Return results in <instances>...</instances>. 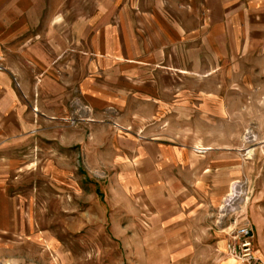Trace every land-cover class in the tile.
<instances>
[{"label":"crops","instance_id":"crops-1","mask_svg":"<svg viewBox=\"0 0 264 264\" xmlns=\"http://www.w3.org/2000/svg\"><path fill=\"white\" fill-rule=\"evenodd\" d=\"M180 1L187 6L182 13L189 19L196 2ZM232 2L233 11L231 1L200 0L199 26L193 27L183 25L178 9L156 8L149 15L143 10L139 14L146 13L151 23L147 21L139 33L129 21L116 22L122 11L138 15L125 10L126 0H112L89 28L83 72L76 70L82 62L77 47L84 43L81 27L80 31L76 28L79 40L74 55L50 60L35 52L40 43L25 37L30 34L32 0H0V237L25 218L22 210L31 199L21 195L27 191L21 179L36 161L64 163L58 177L66 180L73 174L67 165L72 160H115L110 138L104 137L108 123L91 125V135L84 139L80 128L51 120L52 114L69 113L67 104L73 92L82 95L101 121L120 116L125 126L144 132L141 139L120 138L125 155L120 162H129L127 155L136 156L149 200L180 202L173 210L176 214L163 215L169 223L211 224L232 183L242 175L244 130L250 129H244L247 108L242 104L241 84L227 86V67L235 62L231 54L246 46L252 57L264 58V0ZM246 18L253 20L246 25ZM231 41L240 43L234 52L228 44ZM24 50L33 66L58 67L56 73L37 86L33 84L35 71L23 77L18 66L13 68L12 58ZM216 51L219 57L211 58ZM169 66L207 73L176 75L166 70ZM211 66L220 72L210 73ZM258 76L250 75V81L257 82ZM194 82L202 84L201 89L189 85ZM252 88L257 93L256 86ZM51 98H57L58 111L48 108ZM52 146L58 147V155H51ZM247 212L246 219L254 226V242L264 241V208L255 206Z\"/></svg>","mask_w":264,"mask_h":264},{"label":"rangeland","instance_id":"rangeland-1","mask_svg":"<svg viewBox=\"0 0 264 264\" xmlns=\"http://www.w3.org/2000/svg\"><path fill=\"white\" fill-rule=\"evenodd\" d=\"M193 1L196 5L191 7L192 13L187 19L186 13H182L187 6L180 0H126L125 10L138 16L122 11L116 22L122 25L123 21L126 20V24L129 21L141 31L151 20L144 16L145 12L143 15L139 13L147 10L149 15L159 8L161 11L178 9L184 26H199L200 0ZM226 1H231V6L234 3ZM111 5L112 0H32L28 20L30 34H25V37L41 44L35 52L45 58L70 57L74 55L75 42L79 40L76 28L79 30L81 27L84 43L77 47L80 48L82 62L76 70L85 72L89 51L85 42L89 28ZM232 7L233 11L235 6ZM243 20L247 25L253 19ZM233 42L228 44L234 52L240 43L236 45ZM238 51L231 54L235 62L227 67V74L230 75L227 86L233 88L235 84H241L242 104L247 108L243 115L244 129L248 126L256 136L247 142L244 130L241 152L243 172L232 183L228 194L236 183L243 184L246 196L238 210L225 216L221 209L218 210L209 225L187 224V220H183V224L169 223L163 215L170 212L176 214L173 210L180 202L149 200L144 194V181L139 175L136 156L126 153L129 162H120L125 157L119 145L120 138L133 136L141 139L144 132L125 126L120 116L111 118L109 122L101 121L94 110L84 103L82 95L73 92L67 104L69 113L52 114L51 120L80 128L84 139L90 137L91 125L108 123L104 137L110 138V150L115 160L108 163L89 162L82 156L77 159L79 162L70 160L67 165L73 169V174L66 180L58 177L59 168L64 163L58 160L36 161L30 168L32 173L28 171L21 179L27 190L21 195L31 199L28 208L25 205L22 210L25 218L19 226H13L12 231L0 237V264H224L229 260L233 264H246L228 253V243L235 223H242L248 216V210L255 206L264 208V58L252 57L246 46L238 48ZM26 53L25 50L20 51L17 58H12L15 61L13 68L18 66L20 74L26 78V74L33 76L35 71L37 75L33 84H43L46 76L56 73L58 67L33 66ZM191 54V57L194 56ZM218 57L217 51L211 55V58ZM179 68L169 66L166 70H172L176 75L207 73L204 69L188 73L183 67ZM209 69L210 73L220 72L214 66ZM255 73L260 76L257 82L252 83L250 75ZM211 84L214 85L213 82ZM252 84L256 86L257 93L252 91ZM189 85L201 89L202 84L194 82ZM47 100L52 112L59 110L55 102L57 98ZM230 101L234 105V96L230 97ZM255 125L257 129L253 127ZM51 148V155H58V147ZM254 250L255 255L264 261V241L256 239Z\"/></svg>","mask_w":264,"mask_h":264},{"label":"built area","instance_id":"built-area-1","mask_svg":"<svg viewBox=\"0 0 264 264\" xmlns=\"http://www.w3.org/2000/svg\"><path fill=\"white\" fill-rule=\"evenodd\" d=\"M248 129L246 131V140L251 142L256 136ZM250 132V133H249ZM245 140V141H246ZM228 196V195H227ZM227 197H225L223 204ZM222 204V206H223ZM221 209V208H220ZM231 230V239L228 243V253L235 259L246 264H258L261 259L255 255L254 250V226L245 219L242 223Z\"/></svg>","mask_w":264,"mask_h":264},{"label":"bare ground","instance_id":"bare-ground-1","mask_svg":"<svg viewBox=\"0 0 264 264\" xmlns=\"http://www.w3.org/2000/svg\"><path fill=\"white\" fill-rule=\"evenodd\" d=\"M246 190L242 183H236L231 191V194L225 200L221 210L222 215L225 216L232 211L238 210L245 201ZM244 197V199H243ZM243 199V202H242Z\"/></svg>","mask_w":264,"mask_h":264}]
</instances>
